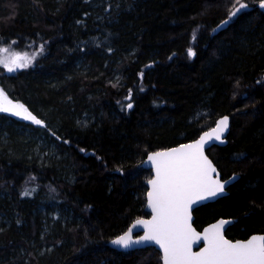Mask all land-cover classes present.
<instances>
[{"label":"trees","instance_id":"16d2710c","mask_svg":"<svg viewBox=\"0 0 264 264\" xmlns=\"http://www.w3.org/2000/svg\"><path fill=\"white\" fill-rule=\"evenodd\" d=\"M259 2L0 0V47L35 56L15 74L0 66V105L19 102L45 123L0 111V264H161L154 248L108 243L150 216L146 156L225 115L227 144L207 155L238 179L195 210L194 226L225 218L231 240L264 234ZM26 128L50 133L62 159L35 156Z\"/></svg>","mask_w":264,"mask_h":264},{"label":"snow or ice","instance_id":"6c2138e0","mask_svg":"<svg viewBox=\"0 0 264 264\" xmlns=\"http://www.w3.org/2000/svg\"><path fill=\"white\" fill-rule=\"evenodd\" d=\"M246 7L247 5L240 4L239 9L231 15ZM260 7L264 8V0H260ZM6 51L8 49H0V52ZM192 54L189 50V55ZM27 59L26 56L13 54L11 63L15 67H26V63H18V61ZM0 63L4 61L0 60ZM5 67L9 72L14 70L7 63ZM2 95L3 93L0 92V96ZM15 108L27 112L23 105H16ZM9 110L0 106V111ZM21 111H16L15 114L20 115ZM24 118L32 119L37 124L41 123L30 113ZM226 128L227 117H224L217 122L212 133H205L194 144L182 145L181 148L169 152L152 153L148 157L156 170V178L148 181L152 185L148 197L154 215L151 221L138 220L137 224H143L146 228L141 240H154L163 249L165 264H264V236L253 237L247 242L231 243L221 234L226 221H220L211 229L205 230L203 239L206 241V247L198 253L191 252L193 237L196 239L199 237L189 224L190 206L197 200L222 193L227 183V181L221 182L218 174L216 179L212 178L211 173H215L216 169L203 155V148L213 135L216 140H220ZM130 232L131 229L112 243L128 247L133 242ZM258 240L260 243H257Z\"/></svg>","mask_w":264,"mask_h":264},{"label":"water","instance_id":"95a60500","mask_svg":"<svg viewBox=\"0 0 264 264\" xmlns=\"http://www.w3.org/2000/svg\"><path fill=\"white\" fill-rule=\"evenodd\" d=\"M258 8L260 9V11H262L264 13V8L260 7V4L258 5ZM263 79H264V73H263ZM16 105H23L19 102H13L10 101L8 99L3 98V103L0 106H3L5 108L10 109L9 111H5L7 113H10L11 115H13L17 120L26 123L28 125L34 126L36 128H44L45 127V123L44 121H42L40 118H38L36 115H34L33 113H31L26 106L23 105L24 109H27V112H22L20 109L15 108ZM16 111H21L20 115H16L15 112ZM30 113L32 116H34L37 120H40L41 123L37 124L35 123L32 119H25L24 117ZM224 117H227V128L223 131V133L221 134V139L220 140H216L215 136L213 135V138L211 140H208L207 137H205L206 140H208V142L204 145L203 148V155L205 157H207L208 161L211 162L212 166L216 169L215 173H211L212 178L216 179L217 178V174H218V178L220 179L221 182H225L227 181V183L224 186V190L222 193H218L216 196L214 197H207L204 200H197L194 204H192L189 208V215H190V220H189V224L191 226L192 231L199 237V239H196L195 237H193L194 242L191 245V252L192 253H198L200 252L202 249H204L206 247V241L203 239L204 235H205V230L211 229L213 225L219 224L220 221H226L227 223H225L221 229V234L223 235L225 240H228L231 243H236V242H247L249 240H251L253 237H261L264 236V234H253L251 236H249L246 239H238V240H231L229 238L226 237V231L227 229L233 224V220L232 219H225V218H219L217 220H215L214 222L204 226L201 230H198L195 226H194V212L197 208L206 205L208 203H213L215 201H217L220 198H223L225 196L228 195V188L234 184V182L238 179V176L233 174L232 176L226 178V179H222V175L221 173L218 171L217 167L214 165V163L212 162V160L208 157L207 155V151L209 149H211L212 147H223L227 144V136L229 134V130H230V117L229 116H222L220 118L217 119L216 124L214 127H212L211 129L202 132L198 138L177 145L175 147H171L165 150H161V151H157V152H169L172 149H178L181 148L182 145H189V144H194L196 141H198L201 136H204L205 133H212V130L216 128L217 126V122L220 121L221 119H223ZM152 153H156V152H151L149 153L144 162H143V166L145 169L150 170L152 173V176L149 180L155 179L156 178V170L152 165V162L148 159V157L152 154ZM148 180V181H149ZM148 181L146 182V187H147V193H146V202L144 205V211L149 213L150 216L146 219H142L143 221H151L153 218V211L152 208L149 205V197H148V193L150 191H152V185L148 183ZM137 221H134L129 228L126 230V232H129V230L131 229V232L129 233L131 236V241H133L132 243L129 244L128 247H122L120 245L117 244H113L112 241L116 240L117 238H119L120 236L124 235L121 234L120 236L116 237L115 239H113L112 241H110L108 243V246L118 252H132V251H136V250H143L146 248H155L160 254H161V264H165L164 262V251L163 249L160 247V245L158 243H156L154 240L153 241H145V240H141V237H143L145 235L146 232V228L143 224H137ZM257 243H260V241L258 240Z\"/></svg>","mask_w":264,"mask_h":264},{"label":"rangeland","instance_id":"374dc122","mask_svg":"<svg viewBox=\"0 0 264 264\" xmlns=\"http://www.w3.org/2000/svg\"><path fill=\"white\" fill-rule=\"evenodd\" d=\"M259 4H260V2H259ZM239 7L237 9H239ZM244 9L245 8L240 9L233 16L238 15ZM0 49H8V51H6V52H0V60L4 61V63H0V66L3 67L7 73H9V71H8L7 67H5V63H7L8 66H11V67L14 68V70L11 71L10 73L15 74L19 70L28 68L33 63V61L35 59L34 55H32L30 53H27L28 51H16V50H12L10 47H0ZM13 54H19L21 56L28 57L27 60L18 61V63H26L27 66L26 67H15L11 63V60L13 58ZM41 120H43V119L41 118ZM40 133L41 132L33 133L32 130L29 129V128H26L25 129V133H23L25 138L31 139V140L33 139V141L36 142V146L38 148V152L35 153L34 155L35 156H39L40 159H43L44 158L43 156H45L46 158L55 159V160H61L62 159L61 153L59 152L58 147L55 145L53 140H51L52 139V135L49 133L48 136H46V135H43V134H40ZM4 142H5V138H3V143ZM3 223H4L3 216L0 214V224H3Z\"/></svg>","mask_w":264,"mask_h":264}]
</instances>
